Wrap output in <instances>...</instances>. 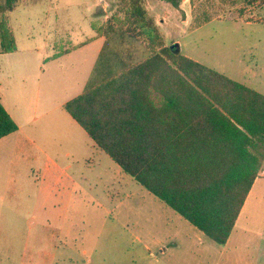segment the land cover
I'll return each mask as SVG.
<instances>
[{
    "label": "rangeland",
    "instance_id": "374dc122",
    "mask_svg": "<svg viewBox=\"0 0 264 264\" xmlns=\"http://www.w3.org/2000/svg\"><path fill=\"white\" fill-rule=\"evenodd\" d=\"M143 3L166 45L264 94V25L249 20L264 6ZM122 10V0H17L4 14L16 49L0 54V94L19 129L0 139V264H264V176L219 246L123 174L61 109L96 58V43L78 46ZM203 12L211 20L196 28ZM253 153L259 176L264 142ZM45 163L55 169L40 179Z\"/></svg>",
    "mask_w": 264,
    "mask_h": 264
},
{
    "label": "trees",
    "instance_id": "16d2710c",
    "mask_svg": "<svg viewBox=\"0 0 264 264\" xmlns=\"http://www.w3.org/2000/svg\"><path fill=\"white\" fill-rule=\"evenodd\" d=\"M122 2L81 94L61 108L123 174L224 246L260 171L264 94L175 54L143 0ZM16 3H0V54L16 49L4 18ZM246 4L251 12L264 0ZM210 20L203 12L194 25ZM249 20L264 25V15ZM16 131L0 103V139Z\"/></svg>",
    "mask_w": 264,
    "mask_h": 264
},
{
    "label": "crops",
    "instance_id": "0c3cea01",
    "mask_svg": "<svg viewBox=\"0 0 264 264\" xmlns=\"http://www.w3.org/2000/svg\"><path fill=\"white\" fill-rule=\"evenodd\" d=\"M99 36L98 37H94L93 39H91V40H88L87 42H85V43H83V44H80L78 47H82V46H84V45H88V44H90L91 45V43H96L97 44V48L95 49V53H96V58H95V61L93 62V65H92V67H91V69L89 70V73H88V76H87V80H88V78H89V75H90V73H91V71H92V69H93V66H94V64H95V62H96V60H97V57H98V54H99V52H100V50H101V48H102V46H103V43H104V37L102 36V34H98ZM87 80H86V82H87ZM86 82H85V84H86ZM85 86V85H84ZM84 88V87H83ZM83 90V89H82ZM82 92V91H81ZM81 92H80V94H81ZM79 95V94H78ZM77 95V96H78ZM2 95L0 94V103L2 104V106L4 107V109L6 110V112L9 114V112L7 111V109H6V107H5V105H4V103L2 102ZM75 98V97H74ZM73 99V98H72ZM66 103V102H65ZM64 104V103H63ZM63 104H61V106L63 105ZM60 106V107H61ZM62 109V108H61ZM68 115V114H67ZM9 116L11 117V115L9 114ZM69 116V115H68ZM12 119V118H11ZM13 120V119H12ZM18 129L19 128H17V131H18ZM119 168V167H118ZM54 169H55V165H53L52 166V168H50V166L48 165V164H43L42 166H41V170H40V179H42V178H44L45 176H47V174H48V172H53L54 171ZM262 176H264L263 175V173H260L259 174V176H257V178L256 179H258L259 177H262ZM256 181V180H255ZM255 183V182H254ZM254 185V184H253Z\"/></svg>",
    "mask_w": 264,
    "mask_h": 264
},
{
    "label": "water",
    "instance_id": "95a60500",
    "mask_svg": "<svg viewBox=\"0 0 264 264\" xmlns=\"http://www.w3.org/2000/svg\"><path fill=\"white\" fill-rule=\"evenodd\" d=\"M169 48L175 53V54H179V47L177 44H173L171 46H169Z\"/></svg>",
    "mask_w": 264,
    "mask_h": 264
}]
</instances>
